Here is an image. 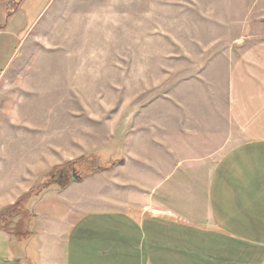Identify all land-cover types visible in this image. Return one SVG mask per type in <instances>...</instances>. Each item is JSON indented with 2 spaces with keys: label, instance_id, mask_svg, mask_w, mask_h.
I'll return each mask as SVG.
<instances>
[{
  "label": "rangeland",
  "instance_id": "374dc122",
  "mask_svg": "<svg viewBox=\"0 0 264 264\" xmlns=\"http://www.w3.org/2000/svg\"><path fill=\"white\" fill-rule=\"evenodd\" d=\"M16 3L0 0V29ZM45 7L10 61L19 39L0 34V166L12 187L22 156L29 162L19 198L45 176L59 186L100 176L88 189L97 199L116 191L103 186L102 174L115 165L117 174L135 151L157 165L161 148L149 126L167 117L181 159L178 131L188 117L206 114L215 130L232 61L246 54L242 47L264 43V0H49ZM186 151L197 155L195 146ZM26 218L15 220L14 234L26 233ZM30 223L34 233L17 240L0 232V253L11 254L1 263L35 264L40 248H51L49 231L39 239V220ZM56 238L53 248L63 245Z\"/></svg>",
  "mask_w": 264,
  "mask_h": 264
},
{
  "label": "crops",
  "instance_id": "0c3cea01",
  "mask_svg": "<svg viewBox=\"0 0 264 264\" xmlns=\"http://www.w3.org/2000/svg\"><path fill=\"white\" fill-rule=\"evenodd\" d=\"M48 2L21 0L6 17L0 34L19 39L9 61ZM242 48L246 54L228 73L226 108L212 117L215 130L206 114L197 122L188 117L178 129L181 159L167 117L165 125L149 126L156 132L148 128L161 148L157 165L138 161L135 151L119 162L117 174V165L102 174L103 186L116 191L97 199L88 191L100 182L94 176L30 206L42 228L39 239L46 230L51 236V248L44 244L35 264H264V43ZM191 146L197 155L186 151ZM24 158L12 187L0 166V211L25 188L31 170ZM131 158L135 168L127 167ZM56 236L64 241L53 248ZM5 254L11 255L1 252L0 259Z\"/></svg>",
  "mask_w": 264,
  "mask_h": 264
},
{
  "label": "trees",
  "instance_id": "16d2710c",
  "mask_svg": "<svg viewBox=\"0 0 264 264\" xmlns=\"http://www.w3.org/2000/svg\"><path fill=\"white\" fill-rule=\"evenodd\" d=\"M18 3L16 5L10 7V11L6 15L7 17L10 16L16 9H17ZM56 185L58 191H62L68 184L65 183L63 186H59L58 183L54 180V178L47 177L45 178L36 186L31 188L25 195H23L21 198H19L13 206H10L8 208L3 209L0 211V232L6 233L8 235H13L15 237H22L23 235H32V231L30 229L31 226V219H33V213L32 210L29 209V204L32 201H38L43 194L47 193L52 187ZM26 218L28 222L26 221V228H24L26 231L25 234H14L13 232V226L15 223V220L17 218ZM17 240V238H15Z\"/></svg>",
  "mask_w": 264,
  "mask_h": 264
},
{
  "label": "bare ground",
  "instance_id": "6f19581e",
  "mask_svg": "<svg viewBox=\"0 0 264 264\" xmlns=\"http://www.w3.org/2000/svg\"><path fill=\"white\" fill-rule=\"evenodd\" d=\"M40 119V118H39ZM47 131V130H46ZM34 167H35V165H34ZM32 169V168H31Z\"/></svg>",
  "mask_w": 264,
  "mask_h": 264
},
{
  "label": "water",
  "instance_id": "95a60500",
  "mask_svg": "<svg viewBox=\"0 0 264 264\" xmlns=\"http://www.w3.org/2000/svg\"><path fill=\"white\" fill-rule=\"evenodd\" d=\"M74 179V178H73Z\"/></svg>",
  "mask_w": 264,
  "mask_h": 264
}]
</instances>
